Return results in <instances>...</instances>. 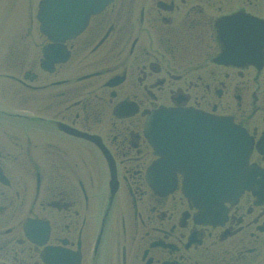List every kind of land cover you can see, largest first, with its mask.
<instances>
[{
  "label": "flooded vegetation",
  "instance_id": "1",
  "mask_svg": "<svg viewBox=\"0 0 264 264\" xmlns=\"http://www.w3.org/2000/svg\"><path fill=\"white\" fill-rule=\"evenodd\" d=\"M37 3L0 5L27 24L0 72V264H264V0H108L61 50L32 34ZM160 106L231 123L173 124L164 194L146 180ZM245 144L256 174L224 211L183 195Z\"/></svg>",
  "mask_w": 264,
  "mask_h": 264
},
{
  "label": "water",
  "instance_id": "2",
  "mask_svg": "<svg viewBox=\"0 0 264 264\" xmlns=\"http://www.w3.org/2000/svg\"><path fill=\"white\" fill-rule=\"evenodd\" d=\"M87 0H41L37 18L40 21V30L52 40H62L65 37H71L78 33L85 25L87 17L92 12H95L96 6H87ZM189 113L184 111H176L167 108L155 110L148 115L145 134L149 142L156 147L162 146L163 142L168 140L167 123L172 116H188ZM201 117L203 123L215 122L210 118H206L204 114H196ZM160 153L167 154L165 150H160ZM239 156V155H238ZM245 154L237 158V163L230 169L232 177L225 178L222 173L224 185L215 187H192L189 194L199 198H205L208 204H203L206 214L210 212V205L216 204L225 198L229 200L238 195L243 188H248V181L245 176ZM240 162V165H239ZM234 181V186H228Z\"/></svg>",
  "mask_w": 264,
  "mask_h": 264
},
{
  "label": "rangeland",
  "instance_id": "3",
  "mask_svg": "<svg viewBox=\"0 0 264 264\" xmlns=\"http://www.w3.org/2000/svg\"><path fill=\"white\" fill-rule=\"evenodd\" d=\"M3 4V0H0V5ZM25 14L22 13V11L14 10L12 13H7L5 9L0 8V72H2V66L4 64L10 63L12 60L17 61L18 58L14 57V52H17V47L15 45H20V35L23 34L24 28H26L27 24L26 22V17H24ZM21 21L22 24L18 25V22ZM18 25V26H16ZM21 25V26H20ZM18 27V28H17ZM32 34L37 37V29H36V24L35 28L34 25L32 26ZM39 40V39H37ZM36 40V41H37ZM24 46L26 47L27 51L29 50L30 55H35L36 49L33 45L32 41H27L24 42ZM21 54L18 56L20 57ZM3 83L2 85H4ZM0 85V87L2 86ZM7 98L6 99H1L0 104L6 106L7 105ZM2 108V106H0ZM8 221V222H7ZM5 225L0 226L1 229H5L8 226H11L15 222L14 221H9L7 220Z\"/></svg>",
  "mask_w": 264,
  "mask_h": 264
}]
</instances>
